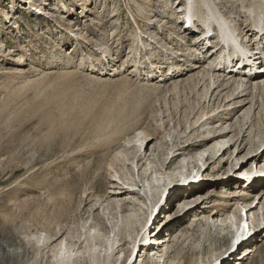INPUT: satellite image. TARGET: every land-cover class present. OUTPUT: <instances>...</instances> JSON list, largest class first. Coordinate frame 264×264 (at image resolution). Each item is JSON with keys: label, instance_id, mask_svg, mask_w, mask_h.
I'll return each instance as SVG.
<instances>
[{"label": "rangeland", "instance_id": "1", "mask_svg": "<svg viewBox=\"0 0 264 264\" xmlns=\"http://www.w3.org/2000/svg\"><path fill=\"white\" fill-rule=\"evenodd\" d=\"M29 1L0 0V264H48L52 255L43 245V236L38 246L34 243L41 233L50 236L62 227L63 236L77 243L76 249L87 251L85 259L79 260L78 264H137L134 260L139 247L130 256L132 237L136 238L143 226L141 224L148 222L153 211L151 206L156 204L158 206L147 228L154 226L149 229L150 236L146 241L151 244L154 235L160 231L158 236L170 238L167 242L168 247L171 246L167 264H176L179 260L174 259L175 254L171 253L178 249L177 243L184 248V255H181V258L185 256L184 264H230L233 258L232 262L238 258L242 262L238 260L240 263L237 264H264V230L261 233L259 229L255 233L250 232L248 236H252L238 250L234 249L235 255H231L232 251L225 256L224 252L233 245L231 240L238 230L228 221L223 224L220 219H213L216 209L221 208H224L222 217H225V210L234 211L237 224L240 218H247L241 201L228 203L224 198L223 195L228 194L226 189L239 185L224 189L223 182L227 181L223 176L238 172L237 168L245 160L248 163L244 167L252 170L249 174L264 169V165L259 166V158H251L264 150V97L254 98L256 100L251 105L252 96L246 94L243 99L249 103L233 111L236 104L224 107L230 102L231 98L226 101L224 98L231 93L233 85L221 93L220 89L214 91V86L207 98L202 94L204 81H200L195 89L189 88L192 83L185 90L183 85L175 95L169 90L174 80H160L164 78L162 71L174 62V58L183 59L180 61L183 64L185 61L197 63L199 57L200 64L207 66L217 57L216 54L209 60L207 57L211 52L205 59L199 51L192 55L194 57L181 56L182 49L191 48L187 33H181L180 39L174 40V31H179L176 25L182 26L184 22V0H180V5L176 4L179 0H168L169 4H165V0ZM209 1L215 2L233 24L255 22L251 20L253 15L249 18L251 11L247 6L242 7L241 15L239 9L231 5V0ZM36 7L39 8L35 10ZM175 9L178 14L169 18ZM8 13L10 16L6 15ZM132 14L139 18L138 26ZM197 23L200 24L199 21ZM137 33L146 38L149 50L141 41L139 45L135 41ZM19 42L28 50L22 51ZM138 46L139 51L136 52ZM134 54L138 60L143 58L139 64L141 70L133 62ZM155 59L157 63L163 59L166 61L164 69L157 67V72L152 75L159 85L154 86L156 91L150 87L154 81H148L144 69ZM188 63L183 68H193ZM198 70L200 68L193 71ZM185 77L188 75H181L179 82ZM223 109L228 114L210 119ZM203 112L205 116L200 119ZM222 126L229 130L225 140L232 145L231 149L224 152L222 146L214 149V145H210L205 156L200 157L197 150L190 147L170 167L162 164L167 157L164 151H174L173 145H167L165 141L174 145L183 143L186 138L198 141L220 131ZM143 129L156 135L147 148V143L138 141L143 138L139 134ZM235 130L241 131L242 138L244 135L242 142L235 143ZM99 139H119L122 144L108 152L110 160L120 150L128 153L126 167L117 165V174L106 172L101 167L102 163L97 162L102 153H107L100 150ZM93 142L96 143L95 150L92 149ZM138 149L146 154L139 163L134 160ZM221 154L222 158L209 166L210 159ZM162 176L164 180L156 184V178ZM121 177L126 184L120 180ZM186 177L191 179L188 183L171 186L172 183L183 182ZM112 179L127 187L135 181L140 185L134 187L136 193L115 197L112 188L115 181ZM196 185L205 188L200 191L190 189ZM164 188H167L165 194ZM248 189L246 198L255 199L253 205L264 201L262 181H256ZM183 196L187 197L188 204L202 201L204 204L191 215L174 218L177 202ZM115 198H122L128 207L120 208ZM259 206L260 203L253 208L255 217L248 220L254 227L264 225V208L260 210ZM125 214L134 215L133 220L136 221L126 225L123 222ZM60 220L61 224L58 223ZM93 226H96L93 230L96 238L90 243L83 242L87 230ZM127 233L131 235L126 237ZM108 236L110 238L106 240ZM141 237L142 234L138 241ZM19 239L31 241L27 249L19 247ZM113 239H117L113 253L122 248L117 262L113 256L108 261L104 256L106 247L112 251ZM95 243L98 244L96 250ZM253 244L254 251L244 257L243 254L248 252H245V247ZM200 245L202 251L199 250ZM141 250L140 254L145 255L147 248ZM152 253H148L150 257ZM151 259L153 264L163 263V260L159 263L155 255Z\"/></svg>", "mask_w": 264, "mask_h": 264}, {"label": "bare ground", "instance_id": "2", "mask_svg": "<svg viewBox=\"0 0 264 264\" xmlns=\"http://www.w3.org/2000/svg\"><path fill=\"white\" fill-rule=\"evenodd\" d=\"M163 1V0H162ZM224 1V0H223ZM232 3L231 5H235V8H238L239 9V13L241 14V11H242V7H249L247 8L248 10L250 9V17L251 18L253 15L254 16V19L251 18V20L255 21V22H251L249 24L245 23V24H242V23H237V24H233L232 21H229L226 19L225 17V14L222 16V14H220L219 12V9H218V5L213 2V1H209V0H189V8L187 7V3L185 2V8L188 9V12H189V23L190 25L194 26L197 28L198 32L196 33H189L191 31H189L188 29L186 28H183V25H184V22L182 24V26H178L176 25V29H179L174 31V40L176 39H180V36H181V33H187V36L189 37L190 34L193 36L194 39H200L203 35H205L206 32H210L212 30V26H214L215 24L218 25L222 31V38H220V42L221 43H224V45L232 48H236V50H238V52H241L243 54L245 53H248L249 50L252 49L251 46H253L255 44V40L254 38H261V40L264 42V34L261 36V35H258V33L260 31H264V0H241L243 1L241 3L240 0H231ZM230 1V2H231ZM252 1V2H251ZM30 2H33V0H30ZM165 2V4H169L168 0L166 1H163ZM246 2V4H245ZM251 2V3H250ZM180 3V0L178 2V5ZM228 3V2H227ZM248 3V4H247ZM167 6V5H165ZM56 7V6H55ZM171 7V6H170ZM184 7V6H183ZM233 7V6H232ZM244 7V8H245ZM57 9V8H56ZM246 9V10H247ZM54 10V9H53ZM89 10V9H88ZM247 10V11H248ZM35 11V10H34ZM171 11V10H170ZM244 11V10H243ZM246 11V12H247ZM172 15L170 16L169 14V18L170 17H175L178 12L175 10H172L171 11ZM185 13V11H184ZM243 13V12H242ZM245 13V11H244ZM46 14V13H45ZM117 14V13H116ZM8 16H10V14H6ZM16 15V14H15ZM133 15V14H132ZM242 15V14H241ZM244 15V14H243ZM246 15V14H245ZM249 15V14H248ZM13 16V15H12ZM17 16V15H16ZM86 16H88V14H86ZM246 17V16H244ZM133 18L137 24V26L139 25V18H137L135 15H133ZM229 19L231 18L230 16L228 17ZM241 19V18H240ZM243 19V18H242ZM231 20V19H230ZM246 20V19H245ZM248 20V19H247ZM246 20V21H247ZM10 21V20H9ZM17 21V20H16ZM197 21H199L200 24L197 23ZM15 22V21H14ZM254 23V24H253ZM146 24V23H145ZM251 24V25H250ZM17 25V24H16ZM78 26V25H77ZM250 26V27H249ZM179 27V28H178ZM175 28V27H174ZM139 29H140V32L142 31L141 27L139 26ZM138 29V30H139ZM239 29V30H238ZM236 30H238V37L235 36L236 34ZM169 31V30H168ZM200 31V32H199ZM252 32V34H251ZM249 33L251 36H249ZM168 35V34H167ZM186 35V34H184ZM258 35V36H257ZM117 36V35H116ZM152 38L154 37L153 34H151ZM157 36V34H156ZM170 36V35H169ZM148 38V36H147ZM242 38H244L245 40L242 41ZM135 41L138 43L139 45V41H141L143 43V45H145V48H147V50H149L150 48L147 46L146 44V38L144 37H141L138 35L135 36ZM164 39V38H163ZM217 40V41H215ZM180 42V41H179ZM187 42V41H186ZM189 42V41H188ZM210 42H215L213 43L212 45H215V47H219L220 44L218 39H210ZM22 43L19 42V45H21ZM190 44V43H189ZM204 43H199V44H190L191 45V48H186V49H182V54L181 56H185L186 54L189 55L190 57L195 54L197 55V51H199L200 53L199 54H202L203 57L206 59V55H208L209 53L213 52L212 54H210L209 57H207L209 60H212L213 56L216 57V59L219 58L218 54L220 53L219 52V49L218 50H215V48L213 50H209V52H206L207 50L204 51L203 47L199 48L198 45H202ZM185 45V44H184ZM178 47V46H176ZM180 47V46H179ZM60 48V46L58 47ZM21 49L22 51L24 50H28V48L26 46H22L21 45ZM137 50V51H136ZM135 51L138 52L139 51V46L138 48L136 49ZM173 50V48H172ZM171 50V51H172ZM178 50V49H177ZM176 50V51H177ZM175 51V52H176ZM179 52V51H178ZM2 54V53H1ZM130 54V53H129ZM172 54V53H171ZM137 55V54H136ZM142 55V54H141ZM133 57V62L136 66H138V70L141 68V66H139L140 64V61L141 59H143L142 57H140V60H138L139 58H137L134 55H132ZM170 56V55H169ZM173 56V55H171ZM229 56H234L232 53H229ZM21 57V56H20ZM165 57V56H164ZM187 57V56H186ZM185 57V58H186ZM189 57V58H190ZM194 57V56H192ZM48 58V57H47ZM51 58V57H50ZM132 58H130L129 60H132ZM145 58V56H144ZM114 59V58H113ZM215 59V58H214ZM213 60L212 62L209 61L208 65L207 66H204V64H200V61L201 59L198 57V61L197 63H191V61L188 63L185 61V63L182 64V62L180 61H183V59L181 60L180 58H174V62L171 63V65L169 67H165V63L166 61L163 60H160L158 61V63L156 62L157 60L155 59L153 62V66H155L156 68L159 67L160 70L164 67H165V70L162 71V76L164 78H160V80L164 79L165 80H168V79H173L174 81L171 83V86L172 88H169V90L174 93L176 95V93L178 94V91L183 87L184 85V90L186 89V86L189 85L190 83H192V85L189 87V88H193L195 89L196 86L198 85V83L200 81H204V84L201 85L202 88V94L205 95L207 98H208V95H209V91L212 87L215 86L214 88V91L215 90H219L220 89V93L223 91H225L226 89L228 88H231V86L233 85L234 87L230 90L231 93H229V95L227 94L225 101L226 99H229L230 102L227 104L224 105V107H227V106H230L233 104H236L235 107H233V111H235L237 108H242L243 106L246 105V103H249V102H246V99L244 98L243 99V96H245L246 94L252 96V98L250 99V102H251V105H253V101L256 100L254 98L256 97H261L263 98L264 97V73L262 74H259V75H256L254 77H250V78H244V76H241L237 73H226L225 69V65L222 64L224 63L223 61H218V60ZM151 60V58H150ZM196 60V58H195ZM208 61V60H206ZM205 61V62H206ZM186 63H188L187 65L189 66H192L193 68L191 69H186V68H183V66L185 65L186 66ZM125 64V63H124ZM148 64V63H147ZM157 64H160V66H158ZM161 64H163V67L161 66ZM144 66V64H143ZM95 68V67H94ZM194 68H200V70L198 71H193ZM223 68V70H222ZM225 68V69H224ZM263 68V67H262ZM144 69H146V72H147V76H148V81H154L156 78H154L152 75L157 72L156 69L152 70L149 65H145L144 66ZM115 70H118L117 68H115ZM137 70V71H138ZM141 70V69H140ZM264 70V68H263ZM145 71V70H144ZM143 71V72H144ZM192 71V72H191ZM136 72V71H135ZM140 72V71H139ZM190 72V73H189ZM188 73V74H187ZM142 74V73H141ZM140 74V75H141ZM151 74V75H150ZM183 74H186L188 75V78L185 77V79L181 80V82H179L180 80H178V78L183 75ZM138 75V74H137ZM151 78H153L151 80ZM177 78V80H176ZM181 79V78H180ZM244 80H247V82L243 83ZM128 81V80H127ZM155 81L152 83V85H150V87H152L153 90L156 91V87L154 86H159L158 84H154ZM130 85V84H129ZM166 85V84H165ZM5 86V85H4ZM148 88V87H147ZM160 88V87H157V89ZM168 90V89H167ZM168 90V91H169ZM229 90V91H230ZM166 91V90H165ZM169 91V92H170ZM212 91V92H214ZM247 91L249 93H247ZM168 93V92H167ZM171 93V94H172ZM228 93V92H227ZM151 95V94H150ZM226 95V94H225ZM127 96V95H126ZM125 97V96H124ZM204 97V96H203ZM205 97V98H206ZM206 98V99H207ZM220 98V97H219ZM164 99V98H163ZM237 100V101H236ZM256 103H254L255 105ZM222 105V104H221ZM137 106V105H136ZM139 106V105H138ZM223 106V105H222ZM220 107V106H219ZM254 107V106H253ZM222 108V107H221ZM220 108V109H221ZM219 109V108H218ZM252 109V107L249 108V111ZM215 110V109H214ZM213 110V111H214ZM232 111V109L230 110V112ZM146 112V111H145ZM229 112V113H230ZM225 109L219 111L218 113H216V115H212L213 117L210 118V119H214L216 118L217 116H219L220 114H225ZM247 114H249L250 112H248V110L246 111ZM132 114V113H131ZM138 114V113H137ZM228 114V113H226ZM205 116V112H203L201 115H200V119L203 118ZM134 117V116H133ZM210 117V116H209ZM139 118V117H138ZM218 118V117H217ZM134 121V120H133ZM189 121V120H188ZM187 121V122H188ZM205 121V120H204ZM120 123V122H118ZM129 123V122H128ZM190 123V122H189ZM193 123V126L191 124L192 127H194L195 123ZM198 123V122H197ZM126 124V123H125ZM204 123H202L203 125ZM118 125V124H117ZM119 126V125H118ZM117 126V127H118ZM125 126V125H124ZM189 126V127H191ZM120 127V126H119ZM187 128V127H186ZM118 129V128H117ZM135 129V128H133ZM140 129V127H139ZM189 129V128H187ZM185 129V130H187ZM119 130V129H118ZM184 130V131H185ZM120 131V130H119ZM138 132V131H137ZM235 132V136H237V140L235 143H237L239 140H242L244 139V135H243V138H242V135H241V131H234ZM185 133V132H184ZM229 133V130L227 131V127H224L222 126L221 127V130L220 131H216L210 135H207L203 138H199L198 141H192L191 138H186V140L179 144V143H175L174 144H171L169 143L168 141H165V143L167 145H173L174 147V151L171 152H167V151H164L166 154H167V157H165L163 159V165H167V168L170 167V165H172L175 161H177L178 157L182 156V154H185V152L187 153L188 151H185L187 150L188 148L190 147H194V149H196L197 153H198V156L200 157H204L205 153L207 152L206 148L210 145H214L213 148L216 149L220 146H222L224 148V152H226L227 150L231 149L232 148V145H228L229 142L226 141L225 139L227 138V135ZM139 134L143 135V138L141 137L140 139H138V141L142 142V143H147L146 145V148L148 147V144L150 143L151 140H153L154 138H156V135H153V133H149L148 131H145L144 129L143 130H140ZM136 136V135H135ZM149 136H151L150 139H147L149 138ZM115 137V135H114ZM97 142L99 143V145L101 146L100 150L103 151V149L105 151H107V153L100 155L98 158H97V162H100L102 163L101 164V167L103 168V170H106V172L108 171H111L115 174L118 173V169H117V165L118 166H122L121 168L123 167H126L127 165V161H128V153L127 154H124V150L123 151H118L115 155H114V158L113 160H110L109 159V154L108 152L113 148V147H116V146H120L122 145L120 142H119V139H99L97 140ZM96 146V143H92V149L95 150V147ZM130 146V145H129ZM189 150V149H188ZM137 151H139L137 153V157L135 156L134 157V160L137 159V162H142L146 156V154L144 153H141L140 150L138 149ZM241 151V149H240ZM112 152V151H111ZM163 152V154H164ZM223 152V154H224ZM235 152V151H234ZM221 154L219 157H215L214 159L211 158V162L209 164L212 165L214 163H216V161L220 160L222 158V155ZM76 155V154H75ZM253 157H257L259 158V166H263L264 165V150L263 151H260V152H257L256 154L252 155L251 158ZM240 158V157H239ZM200 161H202L203 159L199 158ZM207 160H208V157H207ZM62 161V160H61ZM248 163V160H245L243 161V164L237 168L236 171L238 172H234L233 174L232 173H226L223 177L224 179H226L227 182H223V188H227L228 186H232V185H239L238 187L236 188H228L226 189L225 192H227L228 194H224V198L227 200L228 203H231V201H234L233 203L236 202H239L241 201V205H242V210H246L245 212V215L247 214V218H240L238 224L236 222V219L234 217H236V214L234 211H230V210H225L224 212V215L225 217H222L223 213L221 214L222 210H224V208H221L220 209H216V211L214 212V217L213 219L217 218V219H220L223 224L227 223V221L229 222V224L231 223V225H229V227H234L236 228L238 231L234 234V238L232 237V240H231V247H229L225 254V256H228L232 251L233 253L231 255H235L234 253V249L236 248L237 250L239 249V247L242 245V243L248 238V237H251L252 234L250 236L249 233L250 232H254V231H257L259 229V232L261 233L263 230H264V225H259V226H251L250 225V222L248 221L249 218H251L253 216V218L255 217V212H254V209L255 207H257V204L260 203V206H259V209H263L264 208V201L262 202H257V204L253 205L255 199H250V197L246 198V195H248L249 193V189L250 187H252V185L257 181V182H261L264 183V180L261 179V178H264V169H261L260 171L257 170L255 174H249L250 171L252 170H248L246 169V167H244L246 164ZM206 164V163H204ZM196 165V164H195ZM60 166V165H59ZM88 166V165H87ZM208 166V168H209ZM107 168V169H106ZM207 168V169H208ZM194 169H196V166H194ZM121 170V169H120ZM207 171V170H206ZM263 171V173H262ZM101 174V173H100ZM259 174V175H257ZM200 175V173L198 172V176ZM236 175V176H235ZM239 175H244V176H239ZM80 176V175H79ZM235 176V177H234ZM98 177V176H97ZM188 177V176H187ZM185 178L183 182L179 183V182H175V184H171L172 187H177V185L181 184V186L183 184H186L188 183L190 180H187L188 178ZM79 178V177H77ZM81 179V178H80ZM202 179V178H200ZM113 180V179H112ZM121 181H123L122 177L120 178ZM164 180L163 176L160 178V177H157L156 178V181L155 183L158 184L160 182H162ZM193 182L194 181H197V179H192ZM115 182H113V186L112 188L115 190L113 191L114 194L116 195H113L115 197H119L120 194H123V193H136V190L134 189V187H137L139 186L140 184L138 182L135 181V184H131V187H127L125 185H122L120 184V182H118L117 180H113ZM67 182V181H66ZM123 183H125V181H123ZM183 183V184H182ZM192 183V181L190 182ZM202 183V182H201ZM126 184V183H125ZM145 185V184H144ZM241 185V186H240ZM246 185V187H245ZM107 185H105L106 187ZM143 186V185H142ZM109 187V185H108ZM149 187H151L150 191L153 190L152 188V183L149 184ZM242 187V188H240ZM205 187L203 186H194V187H191L190 189L191 190H195V191H200L201 189H203ZM145 189V188H144ZM159 189V188H158ZM165 189V188H164ZM167 189V188H166ZM166 189L163 191V194H165L166 192ZM172 189V188H170ZM176 189V188H174ZM61 190V189H60ZM86 191V190H85ZM100 191V190H99ZM148 191V190H147ZM160 191V190H159ZM149 192V191H148ZM63 193V192H62ZM117 193V194H116ZM61 194V193H60ZM138 194V192H137ZM239 194V195H237ZM97 195V194H96ZM103 195V194H102ZM100 196V195H99ZM103 197V196H102ZM104 198V197H103ZM186 196H183L182 198H180V200L177 202L178 205H177V209L175 211V216L174 218L178 217H184L185 215H187L189 213V215H191L192 213H194L199 206L203 205L204 202L202 201L201 203H194V204H188L190 203L189 201L187 202L186 201ZM209 198V197H207ZM60 199V198H59ZM110 199V198H109ZM206 199V197H205ZM110 202V201H109ZM115 202L116 204L120 207V208H123V209H126L128 207V204L126 202H123V199H118V198H115ZM111 203V202H110ZM220 204V203H219ZM218 204V205H219ZM215 205V204H214ZM158 206V204L156 205H153L151 206L153 211H152V214L150 215V219L152 218L153 216V213L156 209V207ZM176 207V205H175ZM149 208V207H148ZM248 209V210H247ZM124 212V211H123ZM241 212V211H240ZM160 213V212H158ZM126 215V214H125ZM220 215V217H218ZM62 216V215H61ZM133 216L134 215H126L124 217V221L126 223V225H130L134 220H133ZM135 218V217H134ZM150 219H148V222L144 225V224H141L143 225L141 230L138 231V233L136 234V238H133L132 237V243H133V250L131 252V255L132 256L136 250V248L139 247V250L136 254V258L134 260V262L136 261L137 264H153V260L151 258L155 257L158 259V262L160 263L162 260H163V263L162 264H167V260L170 256L169 254V248L168 247V241H170V238H162L160 236H158L161 231L158 233H156V235H154V240L151 242V244H149L146 239H148V237L150 236L149 234V229L152 228L154 226V224H152L149 228H147L149 222H150ZM210 219V218H209ZM246 219V220H245ZM136 221V219H135ZM134 221V222H135ZM147 221V220H146ZM59 224H61V220L58 222ZM244 223V224H243ZM241 224L243 225V228H241ZM166 224H163V226H165ZM59 226V225H58ZM214 226V225H213ZM227 226V225H226ZM147 228V229H146ZM63 227L62 228H58L56 229L53 234H51L50 236H48L47 234L45 233H41L40 234V238L37 242H35L34 244L36 246H38V244H40V242L42 241V236H43V245L48 249L47 252H49L52 257H51V260L49 261L48 264H78V261L81 260V259H85V254L87 253V251H83L82 249H76L75 247L77 246V243H73V241H68V236H63L64 235V232L62 231ZM162 228H160L161 230ZM248 229V230H247ZM93 230H96V226H93L91 228H89L87 230V234H86V238L83 240L84 241H87V242H91L94 238H96L97 234L95 233V231ZM65 231V230H64ZM255 233V232H254ZM253 233V234H254ZM128 234V233H127ZM142 234V237L140 239V241H138V238L140 237V235ZM101 235H104V234H101ZM131 234H128L126 237L130 236ZM125 237V238H126ZM70 238V237H69ZM110 236H108V238L106 237L105 239L106 240H109ZM127 240V239H126ZM151 240V239H150ZM27 240H24V239H19L17 242H19V247L20 248H24V249H27L28 248V245L30 244L31 241L29 242H26ZM75 241V240H74ZM117 239H113V242H112V246H111V249L112 251L109 252V248L106 247L105 248V258L107 259V261L109 260L110 256H113V259H116V262L118 261V259H120V255L122 254V248L120 250H118L117 253H113V248L115 247V245L117 244ZM78 242V240L76 241ZM82 242V243H83ZM29 243V244H28ZM81 243V242H80ZM154 243H158L159 245L155 246L154 245L152 246V244ZM200 244V243H199ZM82 245V244H81ZM80 245V246H81ZM102 245V243H101ZM179 245L175 251V249H173L171 251V253H174L175 255L173 257H175L174 259H179L178 262L176 264H184L183 263V258H181V255H184V248L183 247H180L181 244H178ZM79 246V247H80ZM95 247V250L98 248V244L95 243L93 245ZM103 246V245H102ZM88 247V245L86 246V248ZM198 247V245H197ZM200 249L199 250H203V248L201 247V245L199 246ZM119 248V246L117 247ZM142 248H147V252L146 254H140V252L142 251L141 249ZM232 248V249H231ZM213 249V248H212ZM246 251L247 252L246 254H243L244 257L245 256H248L250 253H252V251H254V244L251 245L250 247H245ZM156 250V251H154ZM214 251V249H213ZM153 252V253H152ZM46 253V251H45ZM144 253V252H143ZM152 253L153 256L150 257L149 254ZM223 253V254H224ZM148 254V256H147ZM198 254V253H197ZM17 255V254H16ZM241 255V256H243ZM15 256V255H13ZM239 256V257H241ZM139 257V261L137 262V258ZM167 259H166V258ZM244 259V258H243ZM229 260V259H228ZM234 260V258H233ZM233 260H230V264H237L240 260L238 258L237 261H234L232 262ZM94 262L96 263L97 260L94 259ZM212 262V261H211ZM241 262V261H240ZM239 262V263H240ZM127 263V261H126ZM242 263V262H241ZM35 264H39V263H35ZM107 264V263H106ZM131 264H134V263H131ZM169 264V263H168ZM172 264H175L174 262Z\"/></svg>", "mask_w": 264, "mask_h": 264}]
</instances>
